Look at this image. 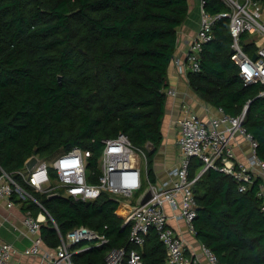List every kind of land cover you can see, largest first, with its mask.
Wrapping results in <instances>:
<instances>
[{
	"label": "trees",
	"instance_id": "trees-1",
	"mask_svg": "<svg viewBox=\"0 0 264 264\" xmlns=\"http://www.w3.org/2000/svg\"><path fill=\"white\" fill-rule=\"evenodd\" d=\"M205 8L219 13L229 7L206 0ZM188 12L189 0H0V169L51 214L41 227L48 246L60 243L55 224L63 233L86 225L109 237L75 253L78 264H102L110 248L130 245V224L116 212L119 200L106 192L89 201L48 195L31 188L19 171L33 154L51 159L73 145L97 149L102 138L124 132L138 148L151 143L148 173L155 180L168 68ZM229 23L228 16L216 19L201 69L189 72V82L202 99L231 115L248 105L244 125L264 160V97L257 83L245 85L239 74ZM247 37L242 41L250 51L256 45ZM200 166L194 157L191 178ZM261 182L257 177L240 191L234 176L211 168L193 184L196 236L224 264H264ZM19 200L25 210H40L29 198ZM139 249L140 264H168L155 232Z\"/></svg>",
	"mask_w": 264,
	"mask_h": 264
},
{
	"label": "built area",
	"instance_id": "built-area-1",
	"mask_svg": "<svg viewBox=\"0 0 264 264\" xmlns=\"http://www.w3.org/2000/svg\"><path fill=\"white\" fill-rule=\"evenodd\" d=\"M224 2L229 7L227 11L212 13L205 8L206 0H201L198 31L189 42L185 58L177 59V71L183 74L188 70L201 69L203 46L213 37L216 19L228 16L232 35L231 57L239 67L244 84L257 83L258 93L264 97V1ZM246 33L255 36L256 48L253 52L248 51L242 41L243 34ZM253 54L257 57L253 58ZM166 93L174 95L177 91L167 88ZM216 109L217 112L207 119L195 112L176 119L175 123L180 127L178 141L181 156L178 163L168 170V178L162 182L152 180L148 174L146 149L136 147L124 132L102 138L97 149L73 145L61 150L51 159L38 157L32 168L25 164V168L19 173L31 188L48 195L63 194L89 201L106 192L119 200V207L124 208L123 224H130V245L110 248L102 264H140L142 253L139 248L145 244L152 231L166 249L168 264H195L187 254L185 238L168 221L165 202L178 209L176 216L185 219L187 227L196 233L193 219L196 216L197 200L193 184L199 176L212 168L234 176L238 180L240 191L247 190L257 177H261L258 195L263 198L261 208L264 210V160L257 153V139L244 125L247 106L238 115L225 112L223 107ZM237 134H242L250 143L251 154L248 161L236 156L233 142ZM137 150L145 155V174L136 156ZM194 157L200 158L201 166L196 176L191 178L189 168ZM148 189L152 191V197L146 203H141ZM14 196L33 200L40 206V211L36 215L32 209L25 211L23 222L32 236L30 245L19 250L13 243L0 238V264H23L15 257L17 254L31 257V264H78L74 260L75 253L103 245L109 240L105 233L86 225L76 226L63 233L55 224L60 243L50 247L44 243L41 227L48 218L52 219L51 214L30 190L1 168L0 198L6 199L7 205L12 206ZM202 251L209 264H224L210 247L203 244Z\"/></svg>",
	"mask_w": 264,
	"mask_h": 264
},
{
	"label": "crops",
	"instance_id": "crops-1",
	"mask_svg": "<svg viewBox=\"0 0 264 264\" xmlns=\"http://www.w3.org/2000/svg\"><path fill=\"white\" fill-rule=\"evenodd\" d=\"M200 2L201 0H189L188 15L178 27L177 48L168 68L166 86V89H176L177 93L174 95L167 94L166 98L165 114L162 122L163 140L153 158L156 182H162L168 178V170L178 163L181 156V148L178 141L180 127L175 123L176 119L189 112H195L207 119L210 115L217 112V107L202 99L191 86L188 76L190 71L179 74L176 66L178 58H185L189 42L198 31L200 25ZM254 37L249 35L246 42H254ZM255 48V46L251 47L250 51L253 52ZM233 143L237 158L248 161L251 154L250 143L242 134H237ZM142 170L145 174L146 168L145 170L142 168ZM116 210L120 214L124 213L123 207H119ZM165 210L169 215V223L185 238L187 254L195 261V264H209L202 251L203 244L197 238L196 233L187 227L185 219L176 216L178 209H174L168 202H165ZM25 211L18 197L14 199L12 206L7 205L6 199L0 198V238L13 243L19 250L24 249L32 242V236L26 230L23 222ZM44 243L48 245L45 240ZM15 257L23 264H31L33 261L31 257L21 254H17Z\"/></svg>",
	"mask_w": 264,
	"mask_h": 264
},
{
	"label": "water",
	"instance_id": "water-1",
	"mask_svg": "<svg viewBox=\"0 0 264 264\" xmlns=\"http://www.w3.org/2000/svg\"><path fill=\"white\" fill-rule=\"evenodd\" d=\"M256 54H253V58H256ZM59 79H61V76H59ZM248 110V105H247ZM38 161V156L36 154L31 155V157L26 161V166L28 168H32ZM152 197V191L148 189L146 193L144 194L143 198L141 199V203H146L150 198Z\"/></svg>",
	"mask_w": 264,
	"mask_h": 264
},
{
	"label": "rangeland",
	"instance_id": "rangeland-1",
	"mask_svg": "<svg viewBox=\"0 0 264 264\" xmlns=\"http://www.w3.org/2000/svg\"><path fill=\"white\" fill-rule=\"evenodd\" d=\"M151 147V144L147 145L146 151L148 150V148ZM148 155V154H147ZM39 157V155H37ZM141 163V167L145 170L146 168V158L145 155L143 154V152L141 150H137V155H136ZM39 159H43L41 157H39Z\"/></svg>",
	"mask_w": 264,
	"mask_h": 264
}]
</instances>
